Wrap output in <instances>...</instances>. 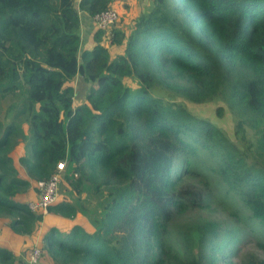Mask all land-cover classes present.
<instances>
[{"label": "trees", "instance_id": "1", "mask_svg": "<svg viewBox=\"0 0 264 264\" xmlns=\"http://www.w3.org/2000/svg\"><path fill=\"white\" fill-rule=\"evenodd\" d=\"M113 3L0 0V97L19 94L16 116L29 131V153L18 157L24 178L11 151L25 134L0 119V231L34 235L43 215L27 201L35 182L65 161L74 190L86 183L106 200L94 227L76 221L66 199L50 205L38 262L217 264L219 220L184 217L202 205L204 177L264 234V0H148L128 30L94 25L83 41L78 11L93 23ZM106 39L119 52L111 55ZM77 74L90 83L79 103ZM158 88L195 103L222 101L234 137ZM0 264L22 263L0 245Z\"/></svg>", "mask_w": 264, "mask_h": 264}, {"label": "rangeland", "instance_id": "2", "mask_svg": "<svg viewBox=\"0 0 264 264\" xmlns=\"http://www.w3.org/2000/svg\"><path fill=\"white\" fill-rule=\"evenodd\" d=\"M147 6L148 0H114L113 8L118 13V20L113 26H120L121 28L128 30L133 19L138 14L143 12ZM104 44L108 48L111 55L119 52L120 50V46L109 44L107 39L104 41ZM82 45L87 47L89 43L85 41L82 42ZM125 82L131 86H135V82L131 79H126ZM89 85L90 83L85 82L81 75L77 74L75 76L73 79L75 103H79L84 100ZM156 91L163 95L167 100L181 102L191 113L208 119L214 125L222 128L229 137H234V120L229 109L222 101L216 100L195 103L179 97L173 91L161 90L159 88L156 89ZM21 106L22 101L19 98L18 93L16 95L8 94L0 97L1 121L4 124L14 121L18 124L20 133L25 134V138L18 139V142L11 151V156L13 157L14 164L17 167L20 176L29 178L24 165H22L18 159L19 156L28 155L29 153L26 147L27 137L29 136L27 122L24 120L23 115L18 117L16 116V110ZM218 106L222 107L220 115L216 113V108ZM180 161L181 158L176 159L177 163ZM71 169V165L68 167L65 163L64 169L61 172L62 178L58 187V194L55 202L63 198L70 201L78 209L76 221L86 222V224L94 227L96 226L95 219L100 217L102 214L106 196L103 191L93 193L86 183L80 187V191L77 192L74 190L72 186L67 183L66 179L63 178L65 174H69ZM215 183L216 180L212 176L204 177L201 181H199L197 185L206 192L203 203L199 208L190 211L184 217H191L200 214L219 220L225 234L222 236L223 243L219 251L217 264H243L251 257L264 260V247L261 246L264 244V234L260 231V229H252L250 224L245 223L243 219H241L240 214L235 211L234 203H232L223 192L216 189ZM32 185H34L33 181ZM34 195L35 193L33 192L29 198ZM46 218L47 217L43 218L44 225ZM30 247L31 244L21 247L16 254L17 260H19L22 264H25V253ZM39 263L40 262L37 264Z\"/></svg>", "mask_w": 264, "mask_h": 264}, {"label": "built area", "instance_id": "3", "mask_svg": "<svg viewBox=\"0 0 264 264\" xmlns=\"http://www.w3.org/2000/svg\"><path fill=\"white\" fill-rule=\"evenodd\" d=\"M118 20V13L114 8H107L96 12L92 16L94 25L98 28L109 30ZM65 161H59L56 164L55 171L45 179H39L35 182L37 196L27 201V207L33 211L45 214L48 207L52 205L58 194V187L61 181V172L64 169ZM41 248L33 246L27 254V263L36 264L40 255Z\"/></svg>", "mask_w": 264, "mask_h": 264}, {"label": "crops", "instance_id": "4", "mask_svg": "<svg viewBox=\"0 0 264 264\" xmlns=\"http://www.w3.org/2000/svg\"><path fill=\"white\" fill-rule=\"evenodd\" d=\"M77 2H78V0H75L76 5H77ZM78 12H79V17H80L79 34L81 35L82 40H86V38L91 35L95 26H94V23L91 22L90 17L88 15L82 13L81 11H78ZM36 196H37V194L35 196L31 197L30 199L35 198ZM49 215L50 214L46 212L45 214H43V218L48 217ZM51 218L52 217H50V219ZM53 220L56 221V217H53ZM51 221H52V219H51ZM42 223H43V221H41L40 225L38 227H36V229L34 231V235H30V236L28 235V236L23 237V238L22 237H16L13 233H11L9 231H4V232L0 231V245L5 246L7 248H11L15 252V254H17V252L20 250L21 247H25L26 245L31 244V247L28 248L26 250V253H25V264H28L27 263L28 251L33 246H39L40 247L41 237L45 231V227L43 226ZM33 238H34V240H33ZM32 240H33V242H32ZM23 241H24V244H23ZM37 263H38V261L36 262V264ZM39 264H44V263L41 261Z\"/></svg>", "mask_w": 264, "mask_h": 264}]
</instances>
